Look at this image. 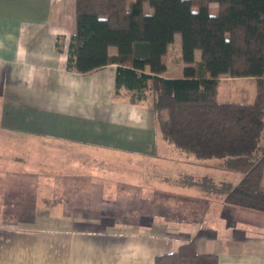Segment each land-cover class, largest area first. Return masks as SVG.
<instances>
[{
	"label": "crops",
	"instance_id": "crops-1",
	"mask_svg": "<svg viewBox=\"0 0 264 264\" xmlns=\"http://www.w3.org/2000/svg\"><path fill=\"white\" fill-rule=\"evenodd\" d=\"M75 31L76 0H0V264H154L188 240L264 264V212L177 185L205 169L162 160L200 167L151 102L114 95L115 63L66 68Z\"/></svg>",
	"mask_w": 264,
	"mask_h": 264
},
{
	"label": "trees",
	"instance_id": "trees-1",
	"mask_svg": "<svg viewBox=\"0 0 264 264\" xmlns=\"http://www.w3.org/2000/svg\"><path fill=\"white\" fill-rule=\"evenodd\" d=\"M176 33L184 65L180 76H170L164 74L163 57ZM111 63L114 95L124 88L133 102L165 109L161 137L218 171L182 173L179 184L264 212V0H76L66 68L88 72ZM222 75L254 77V99H219ZM154 264L218 261L213 253H198L188 240L157 254Z\"/></svg>",
	"mask_w": 264,
	"mask_h": 264
},
{
	"label": "rangeland",
	"instance_id": "rangeland-1",
	"mask_svg": "<svg viewBox=\"0 0 264 264\" xmlns=\"http://www.w3.org/2000/svg\"><path fill=\"white\" fill-rule=\"evenodd\" d=\"M216 6H217L216 3H211L210 4L211 11L215 12ZM145 9L148 11L150 8L148 7V5H145ZM180 40H181L180 34L176 33L175 38H174V42L170 45L169 51L165 55V60L167 62V70L164 71V74H166V75L180 76L182 74L181 68H182L184 63L182 62L181 56H180V54H181ZM195 57L197 59L200 58V50L197 49L195 51ZM255 93H256V80L254 77L245 76V77L231 78V77H228L227 75H222L221 80L219 82L217 95H218V98L221 100H235V101L250 102L254 99ZM155 112L157 114V121L158 122L165 123L167 121V111L165 109L158 110V111L155 110ZM38 145H40V144H38ZM83 148L85 149L84 146H83ZM71 149L74 151L76 150V152H77V151H79L78 149H82V148L80 147V145H74L73 147H71ZM162 160L164 162H168L167 164H171V166L180 167L182 169V171H186V168H182V167L187 166L190 168V170L192 169V167H194V169H196V170H198V168H201L200 170H202V171H200V172H203L202 168H204L208 173H210L212 171L218 173L217 170H213V167L211 165L206 166V167L202 166V164H200V167L192 166L191 162H185V161L181 162L180 161L181 158L179 156H176V155H173V157L164 158ZM39 161H41V160H39ZM121 161H123V160H121ZM82 162H85V161L82 160ZM181 164H182V166H181ZM41 165H42L41 166L42 169H46V166L43 168L44 164H41ZM194 169H193V171H194ZM191 174L195 175V173H191ZM239 175L240 174L237 173L235 175V177L239 176ZM173 180L177 181V177L174 175H173ZM178 182H179V179H178ZM178 182L176 183L177 185H179Z\"/></svg>",
	"mask_w": 264,
	"mask_h": 264
}]
</instances>
